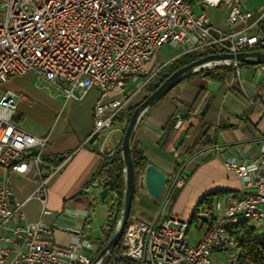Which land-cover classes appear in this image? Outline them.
Masks as SVG:
<instances>
[{"label":"built area","instance_id":"2783aa9c","mask_svg":"<svg viewBox=\"0 0 264 264\" xmlns=\"http://www.w3.org/2000/svg\"><path fill=\"white\" fill-rule=\"evenodd\" d=\"M248 2L0 0V87L12 77L35 73L66 100L81 101L97 89L92 138L115 124L137 92L151 90L161 70L176 58L208 51L264 49V5L254 11ZM222 4L228 13L218 26L207 9ZM162 48L178 53L148 69L147 62ZM258 67L264 70V64ZM138 80L135 91L126 94L129 83ZM21 100L28 97L12 88H6L0 96V264H92L99 251L80 229L73 231L69 244L59 246L50 241L51 225L23 222L26 201L16 198L7 173L37 179L34 195L45 201L48 181L70 155L49 157L48 135L39 137L17 124ZM225 166L241 180L242 187L195 210V226L203 232L197 243L186 239L189 229L170 213L171 186L174 182V189L184 185L186 173L182 171L168 180L159 212L152 220L130 217L120 255L138 264H233L228 247L222 243V233L241 215H248L260 227L264 218V149L250 158L229 154ZM102 182L96 179L94 186L102 188ZM117 197L113 193V198ZM241 238L229 236L243 258H249ZM111 253L100 264H105Z\"/></svg>","mask_w":264,"mask_h":264},{"label":"crops","instance_id":"0c3cea01","mask_svg":"<svg viewBox=\"0 0 264 264\" xmlns=\"http://www.w3.org/2000/svg\"><path fill=\"white\" fill-rule=\"evenodd\" d=\"M248 1L250 8L251 0ZM255 9L257 6L251 10L255 11ZM175 55L177 54H171L170 51L162 48L146 66L151 69L159 61H168ZM234 69L235 77L231 81L221 82L200 73L185 78L145 113L134 135V144L149 165L154 164L165 174L169 173L172 176L184 167L183 173H186L184 185L176 188L173 193L175 194L179 189L182 200L193 202L202 196L203 191H209V186L213 183L217 190H240L242 183L234 174L227 171L226 158L229 154L250 158L264 149V70L258 65L250 64L240 65ZM44 88L51 90L53 87L47 85ZM14 90L23 92L28 97L26 101H19L16 114V120H19L20 106L33 108L36 103L21 88ZM92 91L96 93V102L98 91L93 89L90 92ZM50 95L54 98L61 96L64 106L67 104L68 100H64L65 97L55 89ZM212 96L216 97L211 104L209 115L213 124L206 129V136L200 144L194 146V152L190 153L184 150V147L202 119L204 106L207 104V108L209 107ZM92 115L93 109H91ZM121 117L115 124L120 126L123 135L124 115ZM61 122V113H57L54 117V125L48 132L46 154L54 159L67 154L70 157L48 181L45 201L34 195L38 187L37 179L14 172L7 174L16 198L26 201L23 222L42 221L51 225L53 235L50 241L59 246L69 244L74 235L73 231L80 229L85 237L94 243V249L98 252L107 239L110 208L115 199L111 192L105 200H102L99 195L102 188L94 186L96 179L93 180V177L101 166L103 158L112 155L120 147L121 140L117 139L119 141L116 145L109 143L111 130L105 131L115 124L90 138L93 122L86 128L79 123L77 126L73 124L71 125L73 130L63 128V133L61 131V134L55 136V133L63 127ZM178 164L181 167L176 172L175 168ZM191 174L192 176L195 174L192 178L193 182L201 185L190 187ZM97 179L105 180V178ZM186 180L189 182L186 183ZM163 190V196L154 199L146 189L139 188L134 199L132 214L152 220L159 212L167 188L164 187ZM172 208L171 204L170 210ZM44 209L49 212L44 213Z\"/></svg>","mask_w":264,"mask_h":264},{"label":"rangeland","instance_id":"374dc122","mask_svg":"<svg viewBox=\"0 0 264 264\" xmlns=\"http://www.w3.org/2000/svg\"><path fill=\"white\" fill-rule=\"evenodd\" d=\"M263 2L264 0H251L250 8L253 9L255 6H257V9H259L258 7L261 6ZM196 10L198 11V9ZM227 11H228L227 6L224 4L218 7L210 6L207 9L208 15L210 16L212 21L218 26L224 23L225 18L227 16ZM173 53L177 54L178 50L173 51ZM138 83H139V80L137 82H130L128 86L129 89L127 90L126 94L133 93ZM44 87H47V83L45 81H42L38 76L32 73H27L23 76L10 78L8 82L1 85L0 96L4 93V90L6 88H14V89L21 88L31 98H33L36 103L33 108H27L25 106H20L18 114H21V115L19 117L20 119L19 120L17 119V124L21 128L39 137L47 136L49 130L54 125V117L57 113H61V117H62L61 123L63 124V127L59 130V132L55 133V136L57 134H61V131L63 128H65L66 130H73L71 127V125L73 124L77 126L79 123L80 126L84 128L90 126V124L93 122L92 121L93 115L91 116V109H93L94 102L96 99V93L94 91L90 92L89 95L83 101L78 102L75 100H68L67 104L64 106L63 100L60 99L61 96L60 97L57 96L54 98L50 95L54 91L53 88L49 90ZM149 91H150V88L146 89L145 91L140 90L139 92H137L136 95L131 100L129 109L127 111L126 110L123 111L118 116V117H121L124 115L123 122L125 123V126L127 125L128 119L131 114L129 112H132L130 111V107L134 106L135 104L143 100V98L147 94H149ZM125 126H124V130L126 128ZM110 130H111L110 138H109L110 144L116 145L119 141V140L117 141V139H120L122 141L121 138L123 137V135H121L122 131L120 130V126H118V124H115L111 129H108L105 132L110 131ZM118 135L119 137H117ZM194 175L192 176L191 174L189 176V178L191 179V180L189 179L190 182L189 180H186V183L189 182V185L191 188L195 187L196 185L192 179ZM166 176L169 181L173 180V176L170 175L169 173H166ZM235 177L237 176L235 175ZM239 181L241 182L240 179ZM137 182H138L137 184L139 188H141L140 179H138ZM197 185H201V184H197ZM215 186L216 185H214V183L213 185L210 184L209 191H203L202 196L200 198H196L193 202L190 200H182L181 195H180L181 191L177 189L175 191V194H173L174 196L171 199H169V202L173 205V208L172 210H170L171 211L170 213L174 217L182 221H187V222L191 221L201 198H203L207 193L217 190L216 189L217 187ZM163 193H164V190L162 191V196H163ZM166 212L167 211H165V213ZM132 216L133 214L131 213V217ZM263 229L264 228H262V230ZM202 233L203 232L200 231L198 226L193 225L189 229V232L186 235V239L189 240L192 244H195L202 237ZM111 255L112 256L106 260L108 264H114L113 252L111 253Z\"/></svg>","mask_w":264,"mask_h":264},{"label":"water","instance_id":"95a60500","mask_svg":"<svg viewBox=\"0 0 264 264\" xmlns=\"http://www.w3.org/2000/svg\"><path fill=\"white\" fill-rule=\"evenodd\" d=\"M216 61L229 62L225 64L215 65ZM232 63L240 65L264 64V49H255L251 51H242L238 53H211L206 54L194 61L180 67L169 75L156 89L150 92L144 100H142L131 112L126 128L123 133L120 151L123 161V194L122 203L119 211L117 224L113 232L104 242L92 264H100L108 252L113 251L120 243L128 222L131 217L134 197L136 192V173L133 155L134 135L139 126L140 121L145 113L161 98L167 95L182 80L197 74L201 71L208 70L212 67L231 66ZM207 108L204 106L202 113ZM184 167L179 171L181 174ZM143 184L148 194L154 199L162 197V191L168 184L166 174L154 164L148 165L143 173ZM175 182L171 186L170 193L175 187ZM114 181L112 178L105 179L102 182V189L99 193L100 198L105 200L113 191Z\"/></svg>","mask_w":264,"mask_h":264},{"label":"trees","instance_id":"16d2710c","mask_svg":"<svg viewBox=\"0 0 264 264\" xmlns=\"http://www.w3.org/2000/svg\"><path fill=\"white\" fill-rule=\"evenodd\" d=\"M211 51L202 54L189 53L182 55L176 58L174 61L170 62L166 67H164L160 72V78L157 83L150 90L152 92L156 89L169 75H171L175 70L180 67L198 59ZM251 65V64H250ZM200 74H204L206 77L210 79H217L221 82L231 81L233 77H235V69L233 66H222V67H214L212 69L204 70L199 72ZM149 92V93H150ZM148 95V94H147ZM147 95L144 97L146 98ZM143 98V100H144ZM216 97L212 96L210 100V105L204 112L202 119L198 123L197 127L192 132L189 142L185 145L184 150L189 151L190 153L194 152V146L200 144L201 140L206 136V129L213 124V122L209 119L210 108L213 100L215 101ZM142 101V100H141ZM140 101V102H141ZM140 102L130 107V111H132ZM131 113V112H129ZM122 117H117V120ZM17 121V120H16ZM192 148V149H191ZM133 155H134V164H135V173H136V194L139 192L138 179H140L141 184L140 187L144 188L143 184V173L145 168L149 165L148 161L143 157L142 153L137 149L136 145L133 146ZM181 165L178 164L176 172L180 170ZM97 178H112L114 181V188L112 193H117L118 197L115 199V202L110 208V219L108 223V230L106 234V238L113 232L115 226L117 224L119 211L122 203V193H123V161L121 158L120 147H118L112 155L106 156L103 158L101 166L98 171L95 173L93 180ZM145 189V188H144ZM175 190V189H174ZM173 190V193H174ZM232 190L228 189H218L212 192L207 193L198 203V207L204 201H212L215 196H220L231 192ZM172 193V194H173ZM135 199V197H134ZM134 205V203H133ZM197 207V208H198ZM196 208V209H197ZM190 223V228L193 225H196L195 216L193 215ZM238 235H241V244L243 250L248 252L251 258L254 260L256 264H264V229L257 230L252 225L240 224L236 227L235 231ZM121 247V241L117 245V247L112 251L114 257V264H138V261L132 258L121 256L119 253ZM109 259V258H108ZM105 264H108L107 261ZM241 264H249L247 262H242Z\"/></svg>","mask_w":264,"mask_h":264},{"label":"bare ground","instance_id":"6f19581e","mask_svg":"<svg viewBox=\"0 0 264 264\" xmlns=\"http://www.w3.org/2000/svg\"><path fill=\"white\" fill-rule=\"evenodd\" d=\"M225 63H229V62L216 61L214 64L220 65V64H225ZM229 193H233V191H231ZM224 195L215 196L214 198L221 197ZM207 202H209V201H204L196 210H201V208L203 206H205ZM194 216H195V220H196V213H194ZM240 224L252 225L257 230H260V227L264 228V218L260 219V227H259V225L255 224V222L248 215L237 216L234 219V225H232L230 227H225L224 233H222V243H224V247H228L229 253H230V255H232L233 264H241L242 262H247L249 264H252V262H253L254 264H256L254 262V260L251 258L250 254L246 251L245 252L247 254H249V258H243L242 252L237 251L236 241L229 239V236H238V234L235 231H236V227ZM184 225H185V229H190V223L189 222L184 221Z\"/></svg>","mask_w":264,"mask_h":264}]
</instances>
